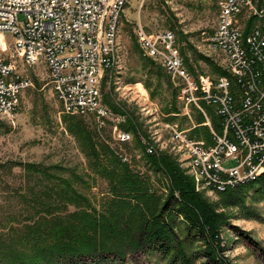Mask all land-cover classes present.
Segmentation results:
<instances>
[{"label":"built area","instance_id":"2783aa9c","mask_svg":"<svg viewBox=\"0 0 264 264\" xmlns=\"http://www.w3.org/2000/svg\"><path fill=\"white\" fill-rule=\"evenodd\" d=\"M127 2L0 0V34L7 44V49L0 45V116L15 124L21 95L33 85L17 71L19 54L29 66L46 63L64 114H92L98 128L111 129L115 143L131 142L134 133L124 128L129 113L113 110L104 99V89L121 64L118 35ZM218 5L216 27L204 38L203 52L222 53L228 75L190 70L171 29L148 31L139 20L136 30L143 54L159 63L174 82L177 98L186 106L183 114L191 117L193 105L207 120L210 143L193 138L190 129L175 123L165 126L173 147L185 155L196 189L210 194L234 190L264 173V0H218ZM7 35L13 39L8 41ZM207 106L216 107L219 130L210 121ZM142 142L149 154L162 149L154 137H143ZM120 157L129 161L126 154ZM228 158L238 163L225 166Z\"/></svg>","mask_w":264,"mask_h":264},{"label":"rangeland","instance_id":"374dc122","mask_svg":"<svg viewBox=\"0 0 264 264\" xmlns=\"http://www.w3.org/2000/svg\"><path fill=\"white\" fill-rule=\"evenodd\" d=\"M141 1L128 0L125 5L118 35L121 64L112 82L104 89V99L105 95H110L115 103L126 107L128 113L129 111L134 113L139 117L143 131L147 133L145 135L142 131L138 134L133 132L134 138L129 143L122 145L115 143L111 129L98 128L92 114L69 115L74 118L65 121L64 116L67 114L62 112L61 103L49 82L46 63L42 60L29 66L19 54L17 55L18 73L31 78L33 85L21 95L15 124L0 116V237L5 240L9 239L7 234L11 225H21L28 215L27 204L26 202L24 204L25 200L23 201L24 194L28 192L31 194L29 189L32 187L39 191L45 187L46 190L50 184L46 176L49 172L68 178L74 173L81 175L87 183H76L78 190L89 196L98 206L101 198L108 194V182L94 171L96 166L93 168L92 164L98 162L95 158L87 156L86 149L89 147L83 142L84 137L74 135L68 130L69 125H74L78 120L82 121L99 145L105 142L120 159V154L128 155L129 161L121 160L133 170L151 175L157 189L163 185L159 180L162 177L153 175L144 157V151L147 152V149L142 142L143 137L152 140L154 137L156 144L160 143L158 146L162 149L151 154L159 156L167 153L173 156L195 183L185 155L173 147L170 130L165 124L168 121L175 123L181 128L190 129L191 134V130L198 125L196 122L200 112L190 105L191 117L183 114L186 106L182 100L175 98L174 92L177 88L174 82L159 63L143 54L136 38V30L139 20L148 31L173 30L181 52H185L189 59L193 68L191 70L204 71L214 77L216 75L208 64L197 61L191 45L205 54L207 47L204 38L216 27L218 0H145L142 8ZM19 18L23 20L24 16L21 14ZM250 22L257 24L258 21L252 19ZM7 39L11 41L13 37L7 35ZM0 45L7 49L6 41L1 34ZM13 50L11 47L5 54L6 59H10ZM206 56L211 57L220 66L225 65L223 54L220 52ZM147 58L155 64L146 66ZM172 105H176L181 114L174 116L175 113L167 112ZM211 107L214 110V113L210 114L211 122H214V126L219 130L220 118L216 113V107ZM170 117L177 118L168 120ZM95 146L100 149V146L96 144ZM20 163H34L43 171L32 172L26 165L19 166ZM237 163V160L228 158L224 165L232 166ZM196 191L215 204L219 211H226L229 214V219L219 230L220 239L216 249L219 263L264 264V200L258 199L256 188L248 190L245 204L254 208L259 215L257 217L246 215L238 205L225 207L221 203L220 192L210 194L197 189ZM73 209L72 206L71 210ZM206 262L202 258L196 264ZM101 264H167V260L156 252L136 253L130 254L124 262L108 261Z\"/></svg>","mask_w":264,"mask_h":264},{"label":"trees","instance_id":"16d2710c","mask_svg":"<svg viewBox=\"0 0 264 264\" xmlns=\"http://www.w3.org/2000/svg\"><path fill=\"white\" fill-rule=\"evenodd\" d=\"M191 47L197 61L208 64L213 74L228 75L211 57ZM182 54L189 69H193L186 53L182 51ZM145 64L150 66L155 62L147 58ZM177 94L176 90V99ZM105 97L113 110L128 112L110 95ZM207 108L210 114L214 113L211 106ZM167 112L181 111L172 105ZM129 114L124 128L147 135L139 117L130 111ZM73 118L64 116L65 121ZM205 121V116L198 113V125L190 135L210 143L211 131ZM68 130L84 137L83 142L89 147L87 156L98 162L92 164L93 168L96 166L94 171L108 182V194L101 198L98 206L78 190L76 183H87L81 175L74 173L68 178L49 172L46 176L50 184L46 190L45 187L41 191L32 187L31 194H24L23 201L28 207L24 222L19 226L11 225L9 239L0 237V264H101L124 262L130 254L153 252L164 257L167 264H196L202 258L207 261L205 264H224L219 263L216 249L219 230L229 214L219 211L196 191L194 179L173 156L167 153L157 156L144 151L153 175L162 177L159 180L163 185L157 189L151 175L130 168L105 142L99 145L82 121L69 125ZM25 165L32 172L43 171L34 163L19 164ZM251 188H256V196L264 200V173L237 189L220 193L221 203L225 207L238 205L246 215L257 217L254 208L245 204V196ZM247 238L257 244L249 236Z\"/></svg>","mask_w":264,"mask_h":264},{"label":"bare ground","instance_id":"6f19581e","mask_svg":"<svg viewBox=\"0 0 264 264\" xmlns=\"http://www.w3.org/2000/svg\"><path fill=\"white\" fill-rule=\"evenodd\" d=\"M210 121H211V119H210Z\"/></svg>","mask_w":264,"mask_h":264}]
</instances>
